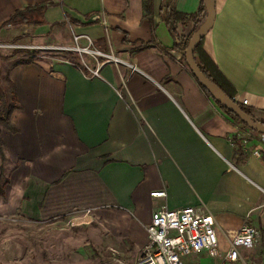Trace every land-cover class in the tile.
I'll return each mask as SVG.
<instances>
[{"label":"crops","instance_id":"1","mask_svg":"<svg viewBox=\"0 0 264 264\" xmlns=\"http://www.w3.org/2000/svg\"><path fill=\"white\" fill-rule=\"evenodd\" d=\"M214 1L204 48L236 88V100L264 111V0ZM43 2L52 3L43 24L5 26L17 9ZM161 3L153 0L147 18L143 0H0V41L45 33L50 46L74 47L88 46L87 35L92 48L121 60L76 52L79 67L66 57H0V86L9 90V78L20 104L11 115L16 130L1 127L9 182L0 216L21 213L59 225L75 215L99 218L109 236L124 238L123 247L114 243L129 256L147 243L156 209L192 205L214 216L221 250L244 223L258 227L260 237L240 248L235 264H264L262 133L236 122L203 90L172 47ZM200 4L177 0L183 12ZM193 28L179 25L178 33ZM82 58L92 67L101 63L100 76ZM6 94L0 90L9 100ZM185 261L213 264L206 250Z\"/></svg>","mask_w":264,"mask_h":264},{"label":"rangeland","instance_id":"2","mask_svg":"<svg viewBox=\"0 0 264 264\" xmlns=\"http://www.w3.org/2000/svg\"><path fill=\"white\" fill-rule=\"evenodd\" d=\"M26 28L30 31L32 26ZM12 32L16 33V30ZM12 37L0 41V57L3 59L26 57L32 50H37L35 58L50 59H70L78 53L49 48L52 43L45 33H34L17 43H10ZM18 45L24 49L16 53ZM0 90L8 96L6 85L0 86ZM108 231L99 218L59 225L54 221L31 220L24 214L8 212L0 216V264H137L141 252L125 256L114 243L119 241L123 247L124 238L111 237Z\"/></svg>","mask_w":264,"mask_h":264},{"label":"built area","instance_id":"3","mask_svg":"<svg viewBox=\"0 0 264 264\" xmlns=\"http://www.w3.org/2000/svg\"><path fill=\"white\" fill-rule=\"evenodd\" d=\"M82 35H75L76 41ZM88 39V46L76 45L74 47L49 46L53 49L75 50L79 53H89L95 58L104 57L106 61L118 63L121 61L110 51H103L92 48V40ZM21 47V46H17ZM83 66L94 76H100V65L97 63L92 67L83 58ZM248 100L243 99L242 103L247 104ZM264 141V133H262ZM154 196H164L165 191L152 192ZM90 210H86V213ZM81 215L70 218L67 224L82 222ZM148 241L143 247L137 264H189L185 257L200 252L208 251L213 264H235L241 256V247H252L260 237L261 231L250 223H244L235 238L231 241L226 250L219 248V241L216 232V221L214 216L205 212L199 207L192 205L181 208H159L152 214V221L147 227Z\"/></svg>","mask_w":264,"mask_h":264},{"label":"trees","instance_id":"4","mask_svg":"<svg viewBox=\"0 0 264 264\" xmlns=\"http://www.w3.org/2000/svg\"><path fill=\"white\" fill-rule=\"evenodd\" d=\"M49 4L52 3H37L34 5H27L24 8L17 9L10 19L5 23L7 24H32L35 27L41 25L45 22L43 18L44 11L48 7ZM143 6L145 9V16L147 18H152L153 14V0H143ZM160 13L162 20L167 25L171 35L174 38V43L172 47L177 49L182 54V59L186 61V48L188 46L189 40L192 34L200 27L203 20L205 19L207 12L205 8V3L201 0V4L199 8L194 12H183L178 10L177 8V0H162ZM190 22L194 23V28L188 36L180 35L178 33V26L182 25L183 27L187 26ZM28 33H24L18 37H15L13 43H17L21 41ZM204 40L203 37L199 43L197 44L194 56L195 60L202 70V72L216 84H218L223 91L232 99L236 100L237 90L234 85L226 78V76L220 70L218 64L211 57V55L204 48ZM24 48H15V52L22 51ZM37 50L29 51L31 56H27L22 58L17 63H27L32 62L35 59ZM74 57L70 58L72 62H74L77 66L82 67L78 58ZM192 72V70H191ZM193 73V72H192ZM194 75V73H193ZM195 76V75H194ZM1 77V73H0ZM196 78V77H195ZM197 79V78H196ZM198 81V79H197ZM7 82L10 90V99H6L4 95H0V197L5 194V188L7 183L9 182V178L6 173L5 162L7 160L5 151H4V142L1 137V127H5L11 131H15L16 127L11 121V115L15 108H19L20 104L18 103V98L15 90V85L13 82L7 78ZM199 82V81H198ZM203 90L211 96L214 101L218 104V106L231 118H233L236 122L243 124L245 127L250 128L248 125L243 123L230 109H228L225 105H223L220 101H218L212 94L199 82ZM237 101V100H236ZM242 109L252 115L254 119L262 122L264 124V111L263 110H255L248 107L246 104H243L240 101H237ZM251 129V128H250Z\"/></svg>","mask_w":264,"mask_h":264},{"label":"water","instance_id":"5","mask_svg":"<svg viewBox=\"0 0 264 264\" xmlns=\"http://www.w3.org/2000/svg\"><path fill=\"white\" fill-rule=\"evenodd\" d=\"M205 3V8L207 15L203 20L200 27L192 34L188 46L186 48V62L190 69L194 73L198 81L223 105L230 109L234 114L246 125H248L252 130L264 133V124L256 119L246 111L242 109L240 104L230 98L223 89L216 84L214 81L209 79L198 66L194 51L199 43V41L207 35L210 29L213 27L216 17V8L214 0H203Z\"/></svg>","mask_w":264,"mask_h":264}]
</instances>
